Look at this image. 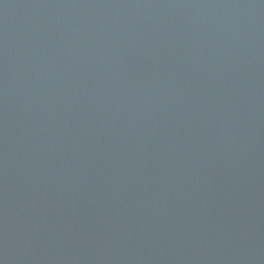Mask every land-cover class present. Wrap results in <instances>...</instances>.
<instances>
[{"label": "water", "instance_id": "obj_1", "mask_svg": "<svg viewBox=\"0 0 264 264\" xmlns=\"http://www.w3.org/2000/svg\"><path fill=\"white\" fill-rule=\"evenodd\" d=\"M0 264H264V0H0Z\"/></svg>", "mask_w": 264, "mask_h": 264}]
</instances>
